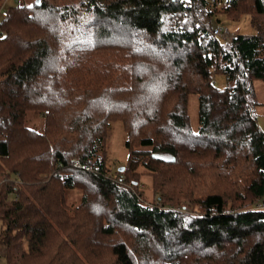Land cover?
I'll return each instance as SVG.
<instances>
[{
    "label": "trees",
    "instance_id": "1",
    "mask_svg": "<svg viewBox=\"0 0 264 264\" xmlns=\"http://www.w3.org/2000/svg\"><path fill=\"white\" fill-rule=\"evenodd\" d=\"M217 14H250L257 33L215 36ZM254 79H264V0L8 6L0 17L2 264H264ZM33 116L40 129L26 124ZM114 120L128 154L113 175L105 147ZM143 175L154 199L142 194ZM68 190L78 203L67 202Z\"/></svg>",
    "mask_w": 264,
    "mask_h": 264
},
{
    "label": "rangeland",
    "instance_id": "2",
    "mask_svg": "<svg viewBox=\"0 0 264 264\" xmlns=\"http://www.w3.org/2000/svg\"><path fill=\"white\" fill-rule=\"evenodd\" d=\"M17 1L23 4H31L35 2L36 0H2V4L5 8H8V6L16 3ZM211 23H212V28L215 26H219L222 28V33L224 34L226 33L229 36H232L235 33L246 34V35H253L257 33L256 28L251 23L250 14H243L239 18H229V17H226L225 15L217 14L212 17ZM263 81L264 79H254L252 81V94L250 95V99L253 103H254L253 91H254L256 101L259 99L260 94L262 95L264 93ZM214 85L218 88L225 87L226 85H228L227 77L224 74H220V73L215 74L214 75ZM263 103L255 102L253 104L256 117L257 118L260 117L258 122L259 121L264 122L263 117H262L264 113L262 114L260 112L261 110H258L257 108L259 104H263ZM262 112H264V109H262ZM188 114H189V120H190L192 129L196 130L197 114H196L195 96L189 97ZM33 117L34 119L32 121L34 123L32 124L30 122H26V124H29V126L35 127L37 129H40L41 118L35 117V116ZM108 134L109 135L107 137L106 147H105V160H106L107 166L110 169V172H112V174L114 175L115 171L126 163L127 154H128L127 149L124 145L126 135L123 130L121 121L114 120L110 122ZM140 180H141L140 188H143V191H142L143 196L147 200L154 199L155 192L151 189V186H150L151 177L149 175H143L140 178ZM72 192H73L72 190L67 191V202L71 204H76L80 200V195L78 194L77 196H74L72 195ZM184 204L187 206V210L189 212L193 210V204L191 202L186 201L184 202ZM254 207L263 208L264 202L257 203L254 205ZM0 263L2 264L1 257H0Z\"/></svg>",
    "mask_w": 264,
    "mask_h": 264
},
{
    "label": "crops",
    "instance_id": "3",
    "mask_svg": "<svg viewBox=\"0 0 264 264\" xmlns=\"http://www.w3.org/2000/svg\"><path fill=\"white\" fill-rule=\"evenodd\" d=\"M216 27V26H215ZM263 83H264V81H263ZM253 97H254V103L255 102H259V103H263L264 102V93L261 95L260 94V96H259V99L256 101V98H255V95H254V91H253ZM253 99V98H252ZM264 104V103H263ZM263 104H259L258 106H257V108H258V110H261L260 112L263 114L264 112H262V109H264V105ZM263 117V121H264V115L262 116ZM259 118L260 117H258L257 118V123H258V125H259V127L261 128V130L263 131V133H264V122H258V120H259ZM1 264V263H0Z\"/></svg>",
    "mask_w": 264,
    "mask_h": 264
},
{
    "label": "built area",
    "instance_id": "4",
    "mask_svg": "<svg viewBox=\"0 0 264 264\" xmlns=\"http://www.w3.org/2000/svg\"><path fill=\"white\" fill-rule=\"evenodd\" d=\"M7 15V8H5L3 6V4L0 5V17H4ZM212 34L215 35V36H222V35H228V34H224L222 33V28L219 27V26H216V27H213L212 30H211Z\"/></svg>",
    "mask_w": 264,
    "mask_h": 264
},
{
    "label": "water",
    "instance_id": "5",
    "mask_svg": "<svg viewBox=\"0 0 264 264\" xmlns=\"http://www.w3.org/2000/svg\"><path fill=\"white\" fill-rule=\"evenodd\" d=\"M35 2H36V3H39V0H36ZM121 169H122V167L119 168V170H121Z\"/></svg>",
    "mask_w": 264,
    "mask_h": 264
}]
</instances>
